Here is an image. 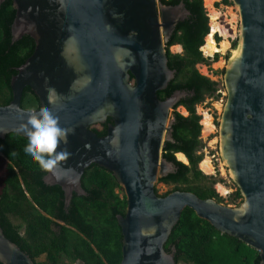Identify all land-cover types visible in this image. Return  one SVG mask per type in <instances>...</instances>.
<instances>
[{
    "label": "water",
    "instance_id": "95a60500",
    "mask_svg": "<svg viewBox=\"0 0 264 264\" xmlns=\"http://www.w3.org/2000/svg\"><path fill=\"white\" fill-rule=\"evenodd\" d=\"M230 1L238 27L223 66L217 147L241 195L235 206L191 191L160 196L154 189L159 178L175 171L162 149L173 141L171 110L186 92L174 90L160 99L157 91L175 75L165 43L189 14L183 2L12 0L11 42L29 35L34 48L10 79L11 100L0 105V138H27L26 121L42 107L58 117L68 130L60 147L70 155L43 182L59 186L65 207L73 193L86 195L81 177L88 166L111 172L126 199L124 214L115 216L118 264H176L175 248L167 252L164 244L185 207L257 251L258 264H264V0ZM26 86L39 108L21 107ZM107 119L105 135H97L91 126ZM0 263L35 264L1 226Z\"/></svg>",
    "mask_w": 264,
    "mask_h": 264
},
{
    "label": "trees",
    "instance_id": "16d2710c",
    "mask_svg": "<svg viewBox=\"0 0 264 264\" xmlns=\"http://www.w3.org/2000/svg\"><path fill=\"white\" fill-rule=\"evenodd\" d=\"M161 2L166 5L183 2L189 14L177 23L165 43L167 65L175 70V75L164 89L157 91V96L164 99L174 90L185 91L186 95L173 107V141H166L162 149L163 157L173 163L175 171L158 181L175 185L167 193L173 190L191 191L200 198H214L221 202L222 198L212 187L214 181L206 182L207 176L197 168L202 159V154L198 153L202 145L199 140L200 116L196 114L195 106L203 101L205 95L219 96V92L215 94L218 90L217 82L196 69V64L207 60L199 49L208 33L207 13L202 0ZM222 3L228 5L231 1L222 0ZM14 13L12 0L1 2L0 105H6L11 100L10 79L34 48V40L29 35L11 42L10 26ZM173 44H180L182 52L171 53L169 46ZM235 45L236 39L232 41L231 47ZM216 58L217 54L214 60ZM177 105L185 108L186 116L174 110ZM39 106L37 97L26 86L22 93L21 107L30 110ZM107 121L111 122L110 119ZM93 131L99 136L104 134V131ZM26 142L27 138L17 133H8L0 138V154L7 160L6 176L0 193V226L4 235L32 260L35 255L47 251L52 264H58L56 256L60 253L71 259L66 264H72L76 258L82 264H118L121 259V233L115 216L124 214L126 199L115 193L114 188L119 187V184L111 172L96 164L88 166L81 177L82 187L88 195H74L68 207L69 213H66L62 208L63 194L59 186L44 184L41 178L46 172L24 154ZM176 152L183 153L188 164L176 160ZM236 199H241L238 189L231 198L232 201ZM11 217L22 220L24 235L19 233L20 226ZM55 219L73 228L63 225L58 235L51 228V225L57 224ZM171 247L175 248L176 264L259 263L257 251L235 237L220 233L188 207L182 210L164 244L167 252L171 251Z\"/></svg>",
    "mask_w": 264,
    "mask_h": 264
},
{
    "label": "rangeland",
    "instance_id": "374dc122",
    "mask_svg": "<svg viewBox=\"0 0 264 264\" xmlns=\"http://www.w3.org/2000/svg\"><path fill=\"white\" fill-rule=\"evenodd\" d=\"M213 6L214 8L218 9L222 13L225 12L226 7H229L236 14V11L232 3L225 5L222 3V0H215L213 2ZM203 7L205 8V11L207 13V18H208L207 8L204 6V3H203ZM236 19H237V16H236ZM217 20L221 25H223L228 30L229 35L233 34L234 31L232 29H233V26L235 28V22L231 24L228 23L224 15H221ZM208 22H209V18H208ZM229 35L227 38L228 40H229ZM218 38L217 39L216 37L214 38L216 42H218L222 37L218 35ZM229 43H230V40H229ZM173 45L169 46V51L171 53H181L182 52L181 51L182 49L180 51H177L175 50V48H172ZM226 51L224 54H220L217 52V53H214L212 56H208L204 54L203 56L207 59L206 62L196 64V69L198 70L200 74L208 77L210 80L217 82L218 90L216 91L215 94L219 92L218 97H216L215 95H212V96L205 95L203 101L195 106L196 114L200 116V120H201V115H200L201 111L206 110L211 115L212 123L214 125V129L212 132L204 134L202 132V125L200 124V120H199V124L201 126L199 140L201 141V145H202L199 152L202 154V157H204L205 155L210 157L212 165L214 167V172L211 174H206L202 170H200L198 165H197V168L204 175L207 176V179L205 180L206 182L214 181L212 184V187L214 188L215 192L222 198L221 203L225 205L235 206L240 203L241 199H236L235 201L231 200L233 193L236 191L237 187L228 178L226 174V170L220 160V157L218 154V147H217V124L216 122H218V118H219L220 111H221V106L225 99V91L222 85V74H223V66H224L225 59H226ZM216 54H217V58L216 60H214V57ZM219 60H222L223 64L221 65L216 64L217 62H219ZM217 105H218V108H217ZM174 110L179 112L183 116L187 115V111L185 110L184 107L177 106ZM171 112H173V109L171 110ZM174 157L176 160H178L175 154H174ZM184 164H187V163H184ZM6 165H7L6 158L2 154H0V193L2 190L3 180L6 176ZM217 184H222L224 187H226L228 191L225 194H222L218 190ZM174 186L175 185L172 183H165L162 181H157L155 183L154 189L158 195L163 196L165 193L172 190ZM115 192L120 197L124 196V190L120 185L118 188L115 189ZM11 220L14 223L17 222L15 218L11 217ZM76 264H81V262L78 261Z\"/></svg>",
    "mask_w": 264,
    "mask_h": 264
},
{
    "label": "clouds",
    "instance_id": "9594fccd",
    "mask_svg": "<svg viewBox=\"0 0 264 264\" xmlns=\"http://www.w3.org/2000/svg\"><path fill=\"white\" fill-rule=\"evenodd\" d=\"M201 51V50H200ZM51 100V96L49 97ZM27 142L24 154L41 170L54 172L70 153L60 145L67 143L68 130L60 126L58 117L47 108L29 115L26 121Z\"/></svg>",
    "mask_w": 264,
    "mask_h": 264
},
{
    "label": "bare ground",
    "instance_id": "6f19581e",
    "mask_svg": "<svg viewBox=\"0 0 264 264\" xmlns=\"http://www.w3.org/2000/svg\"><path fill=\"white\" fill-rule=\"evenodd\" d=\"M214 1L215 0H203L204 6L207 8V12H208L209 31L205 35L204 43L200 47V49L203 51L205 55L208 56H212L214 53L217 52L220 54H224L230 45L229 40L227 39L229 32L223 25H221L218 22L217 19L221 15H224L226 17L227 22L231 24L236 21V16H237L229 7L225 8L224 13L220 12L218 9L214 8L213 6ZM217 32L222 37L218 42H216L214 39V34ZM172 48H175V50L177 51H180L182 49L180 44H174ZM216 64L221 65L223 64V62L222 60H219V62H217ZM200 115H201L200 124L202 125V132L204 134L212 132L214 129V125L212 123V117L209 114V112L206 110H202ZM175 155L179 161H182L183 163H188L187 158L183 153L176 152ZM198 166L200 170H202L206 174H211L214 172V167L212 165L211 159L207 155L202 157V159L198 163ZM217 185H218L217 186L218 190L222 194H225L228 191L226 187H224L222 184H217Z\"/></svg>",
    "mask_w": 264,
    "mask_h": 264
},
{
    "label": "flooded vegetation",
    "instance_id": "af4514ba",
    "mask_svg": "<svg viewBox=\"0 0 264 264\" xmlns=\"http://www.w3.org/2000/svg\"><path fill=\"white\" fill-rule=\"evenodd\" d=\"M109 122L110 121H105L104 123H102V124H94L93 126H91V129L93 130V129H95V130H98V131H104V134L103 135H105V133H106V129H107V126H108V124H109ZM95 125H98L99 127L97 128V127H94ZM102 135V136H103ZM175 154V153H174ZM45 175V174H44ZM44 175L42 176V182H43V177H44ZM44 183V182H43ZM45 184V183H44ZM46 185H48V184H46ZM82 185V184H81ZM48 186H51V185H48ZM119 186V185H118ZM116 188H118V187H115L114 188V191H115V189ZM116 193V192H115ZM63 194V193H62ZM74 195H76L75 193H73V195H72V197L74 196ZM86 195H88V193H86ZM85 195V196H86ZM26 196L29 198L30 196H29V194L28 193H26ZM76 196H78V195H76ZM72 197H71V199H72ZM70 202H71V200H70ZM70 206V203H69V205L68 206H64V203H63V209L65 210V212L66 213H69V211H68V207ZM16 220H17V222H15L16 224H18L19 226H20V228H19V233L21 234V235H24V224H23V222H22V220H20V219H18V218H15ZM55 222L57 223L56 225H51V228H52V230L53 231H55L58 235L59 234H61V226H66V227H69V228H73L72 226H70L69 224H67V223H65L64 221H62V220H60V219H55ZM58 238H60L59 236H58ZM56 260L58 261L57 263L58 264H61V263H68L71 259L69 258V257H66V255L64 256V254L63 253H60V254H58L57 256H56ZM33 261H34V263L35 264H37V263H39V264H52L51 262H50V259L48 258V254H47V251H44V252H42V253H40L39 255H35L34 257H33ZM81 262V260L79 259V258H76V259H74L73 261H72V264H76L77 262ZM81 264H82V262H81Z\"/></svg>",
    "mask_w": 264,
    "mask_h": 264
},
{
    "label": "built area",
    "instance_id": "2783aa9c",
    "mask_svg": "<svg viewBox=\"0 0 264 264\" xmlns=\"http://www.w3.org/2000/svg\"><path fill=\"white\" fill-rule=\"evenodd\" d=\"M236 15H237V13H236ZM237 27H238V20L236 19V21H235V28L232 29L234 32H233L232 35H229V40H230V46H229V48L231 47V43H232V41L236 39V35H237ZM218 35H219L218 32L215 33V34H214V38L216 37V39H217ZM229 48H228V49H229ZM199 49H200V48H199ZM201 52H202V54L204 55L203 51H201ZM198 153H200V152L198 151Z\"/></svg>",
    "mask_w": 264,
    "mask_h": 264
}]
</instances>
